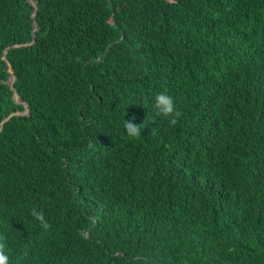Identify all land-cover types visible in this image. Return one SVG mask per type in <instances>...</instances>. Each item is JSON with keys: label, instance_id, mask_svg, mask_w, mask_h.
I'll return each mask as SVG.
<instances>
[{"label": "trees", "instance_id": "1", "mask_svg": "<svg viewBox=\"0 0 264 264\" xmlns=\"http://www.w3.org/2000/svg\"><path fill=\"white\" fill-rule=\"evenodd\" d=\"M0 235L10 264H264V0H0Z\"/></svg>", "mask_w": 264, "mask_h": 264}, {"label": "clouds", "instance_id": "2", "mask_svg": "<svg viewBox=\"0 0 264 264\" xmlns=\"http://www.w3.org/2000/svg\"><path fill=\"white\" fill-rule=\"evenodd\" d=\"M153 108L157 115H162L169 118V124L175 126L178 122L181 113L177 110L175 101L172 96L166 93H158L153 98ZM135 117L132 119H125L123 121V128L129 138H139L141 136V126L134 123ZM147 121H145V124ZM144 124V125H145ZM31 216L39 223V226L44 230L49 228L48 221L43 211L33 208ZM0 264H10L8 255L7 238L0 235Z\"/></svg>", "mask_w": 264, "mask_h": 264}, {"label": "rangeland", "instance_id": "3", "mask_svg": "<svg viewBox=\"0 0 264 264\" xmlns=\"http://www.w3.org/2000/svg\"><path fill=\"white\" fill-rule=\"evenodd\" d=\"M122 0H112V2L114 3H120Z\"/></svg>", "mask_w": 264, "mask_h": 264}, {"label": "water", "instance_id": "4", "mask_svg": "<svg viewBox=\"0 0 264 264\" xmlns=\"http://www.w3.org/2000/svg\"><path fill=\"white\" fill-rule=\"evenodd\" d=\"M14 82H15V78L13 77V80H12V86H13Z\"/></svg>", "mask_w": 264, "mask_h": 264}]
</instances>
